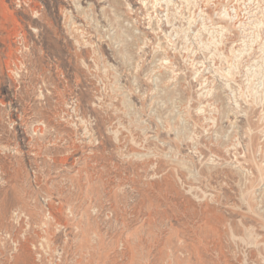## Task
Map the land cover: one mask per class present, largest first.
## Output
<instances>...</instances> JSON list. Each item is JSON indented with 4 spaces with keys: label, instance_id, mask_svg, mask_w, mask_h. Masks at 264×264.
<instances>
[{
    "label": "rangeland",
    "instance_id": "obj_1",
    "mask_svg": "<svg viewBox=\"0 0 264 264\" xmlns=\"http://www.w3.org/2000/svg\"><path fill=\"white\" fill-rule=\"evenodd\" d=\"M4 1L0 264H264L251 0Z\"/></svg>",
    "mask_w": 264,
    "mask_h": 264
},
{
    "label": "bare ground",
    "instance_id": "obj_2",
    "mask_svg": "<svg viewBox=\"0 0 264 264\" xmlns=\"http://www.w3.org/2000/svg\"><path fill=\"white\" fill-rule=\"evenodd\" d=\"M156 1V3H158V0H155ZM154 1V2H155ZM206 1V0H205ZM207 1H211V0H207ZM213 1V0H212ZM241 1V0H240ZM150 2H151V0H150ZM10 3V2H9ZM9 3L8 2H6V1H4V0H2V2H1V4H2V6L5 8L4 10H6V11H8V10H11L10 9V5H9ZM237 3V2H236ZM240 3V2H239ZM238 3V4H239ZM245 4L247 5L246 6V8L248 9L247 10V13L248 14H251V18H252V16H253V19L251 20V22H249V21H247V19H244V20H241V19H239L238 17V14H236V15H234V16H232V15H230V13L229 14H226V12H228V11H226V9L224 10V12H225V16L223 17V15H222V18L223 19H225L226 20V25L224 26V27H226L227 29H229V30H231V28H238V30H239V32H240V36L242 37V38H245V37H247L249 34H251L248 30L251 28V25L249 24V23H253L252 24V29H257V28H260V27H262V31L260 32V33H262L263 35H264V0H251V1H247V2H245ZM233 5V4H232ZM236 5V4H235ZM234 5V6H235ZM231 6V5H230ZM90 7V6H89ZM229 8V7H228ZM239 8V11H241L240 10V7H238ZM244 8H245V6H244ZM243 8V9H244ZM237 9V8H236ZM242 9V8H241ZM238 10V9H237ZM236 10V12H238ZM221 12V11H220ZM242 12V11H241ZM238 13H240V12H238ZM221 14V13H220ZM219 14V15H220ZM240 15V14H239ZM243 15V14H242ZM216 16V15H215ZM229 16V17H228ZM249 16V15H248ZM217 18V17H216ZM250 20V19H249ZM222 21V20H221ZM205 24V23H204ZM159 29H161V28H159ZM162 31V30H161ZM252 31V30H251ZM257 31V30H256ZM253 32L255 33V30H253ZM258 32H259V29H258ZM257 32V33H258ZM176 33V32H175ZM167 34H168V32H167ZM178 34V33H177ZM254 35V34H253ZM259 35V34H258ZM263 35H261V36H263ZM172 38V37H171ZM250 41V40H249ZM256 42V41H255ZM243 43V42H242ZM234 47V46H233ZM263 48V47H262ZM233 49V48H232ZM234 50H236L235 48L232 50V51H234ZM192 61V60H191ZM194 66V65H193ZM200 72L201 70H196L195 71V73L196 72ZM198 72V73H199ZM16 74H18V72L16 73ZM204 84V83H203ZM201 85H202V83H201ZM206 85V84H205ZM208 85V84H207ZM204 86V85H203ZM212 89V88H211ZM207 92V91H206ZM209 92H211V90H209L208 89V93ZM204 96H206V95H204ZM209 102V101H208ZM207 129V128H206ZM237 144V143H236ZM228 147V146H227ZM240 165V164H239ZM258 165V164H257ZM241 166V165H240ZM259 168H260V166H259ZM241 170V169H240ZM197 173V172H196ZM239 174V173H238ZM263 175V174H262Z\"/></svg>",
    "mask_w": 264,
    "mask_h": 264
}]
</instances>
